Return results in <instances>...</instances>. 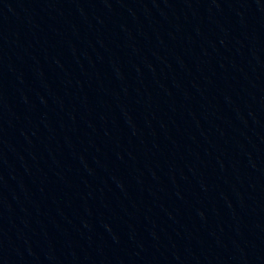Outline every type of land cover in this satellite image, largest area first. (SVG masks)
Masks as SVG:
<instances>
[{"label": "water", "instance_id": "obj_1", "mask_svg": "<svg viewBox=\"0 0 264 264\" xmlns=\"http://www.w3.org/2000/svg\"><path fill=\"white\" fill-rule=\"evenodd\" d=\"M0 231L17 264H264V0H0Z\"/></svg>", "mask_w": 264, "mask_h": 264}]
</instances>
